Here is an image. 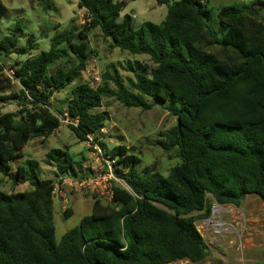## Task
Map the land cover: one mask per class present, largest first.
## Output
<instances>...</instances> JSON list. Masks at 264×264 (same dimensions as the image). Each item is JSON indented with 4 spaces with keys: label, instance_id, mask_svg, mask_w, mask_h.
<instances>
[{
    "label": "trees",
    "instance_id": "trees-1",
    "mask_svg": "<svg viewBox=\"0 0 264 264\" xmlns=\"http://www.w3.org/2000/svg\"><path fill=\"white\" fill-rule=\"evenodd\" d=\"M40 1L47 10L53 7L51 0ZM125 2L78 0L87 24L59 34L48 51L16 62L18 83L0 63V101L14 99L20 107L0 111V174L12 179L16 169L14 181L31 186L0 191V264L195 263L207 257V247L194 213L208 218L214 203L241 206L247 195L264 201V0L219 9L209 0H157L168 8L165 20L138 28L133 14L122 15ZM7 11L0 1V20ZM95 29L113 49L147 56L155 66L148 74L128 63L133 78L126 80L109 66L97 89L79 80L93 53L89 34ZM18 43L16 35L7 36L0 50L17 49L22 56L33 49ZM63 46L74 55V65H60ZM14 84L19 94L12 92ZM67 88L66 115L76 122L69 128L82 142L97 140L104 129L105 118L95 110L105 98L144 110L167 105L177 123L159 145L166 153L175 151L180 164L166 176L140 172L141 160L119 147L111 157L118 159L116 173L132 192L114 188L111 205L95 200L91 214L58 242L56 182L41 178L31 160L14 166L30 141L60 129L52 98ZM48 156L60 181L79 176L70 152L55 149ZM72 216L71 209L64 213L65 219Z\"/></svg>",
    "mask_w": 264,
    "mask_h": 264
},
{
    "label": "rangeland",
    "instance_id": "rangeland-1",
    "mask_svg": "<svg viewBox=\"0 0 264 264\" xmlns=\"http://www.w3.org/2000/svg\"><path fill=\"white\" fill-rule=\"evenodd\" d=\"M8 9L0 20V41L7 36L16 35L18 47L32 46L27 55H18L17 49L10 53L0 50V63L5 64V70H14L16 62H24L29 56H37L51 48L52 41L59 34H67L74 29L80 31L87 24V12L78 6V0H51L53 6L45 9L40 0H0ZM125 2V0H117ZM256 0H209L214 9L224 5L246 6ZM124 14H135L133 26L138 28L145 22L161 24L168 13L166 5H158L157 0H128L125 2ZM92 55L87 69L79 80L91 82L95 75L104 74L109 66L117 68L123 80L133 78L128 71V63L135 64L141 71L150 73L155 66L149 57H131L126 52L113 49L111 42L103 37L99 29L89 34ZM64 47V46H63ZM28 49V48H27ZM63 50L60 65L69 67L76 63L72 53ZM67 54H66V53ZM113 87V85H112ZM12 92L19 94V85L14 84ZM71 88L57 93L53 98L52 110L62 120V126L47 139H34L24 148V157L19 164L31 160L36 163L41 178L54 180L56 191L54 196V218L56 224V239L59 242L63 234L79 225L80 220L93 210L95 200L106 205L112 204L109 192L90 190L84 183L85 178L104 176L109 173L107 161L119 147H124L141 160L138 166L140 172L158 171L168 175L170 170L180 164L175 151L166 153L159 145L163 134L172 129L177 119L168 110L167 105L155 104L152 109L144 110L136 107H125L116 99H104L101 107L95 110L105 118L104 129L97 140L80 141L69 125L66 115L67 100ZM20 107L12 100L0 101V111L10 113L19 111ZM61 112V113H60ZM104 144L105 147H102ZM70 152L76 162L78 177L68 176L66 182L60 181L54 161L48 154L52 150ZM15 170L12 179L0 174V191L18 193L31 189L30 184L17 183ZM113 170L116 180L110 182L112 188L120 187L132 192L124 179ZM162 207V206H160ZM71 209L73 216L64 218V213ZM193 215L199 217V230L203 243L207 247V257L199 262L180 260L171 264H256L264 261V201L257 195H247L241 206L232 204L212 205V214L204 218L201 212Z\"/></svg>",
    "mask_w": 264,
    "mask_h": 264
},
{
    "label": "built area",
    "instance_id": "built-area-1",
    "mask_svg": "<svg viewBox=\"0 0 264 264\" xmlns=\"http://www.w3.org/2000/svg\"><path fill=\"white\" fill-rule=\"evenodd\" d=\"M128 1V0H125ZM133 19H136V15L133 14L132 15ZM5 75L12 80L14 83H18L15 79V74H14V70H5ZM101 80L99 75H95L94 80L89 82L90 86L93 87L94 89H97L98 86L100 85ZM91 141V137H89V141H87L88 143H90ZM118 159L117 158H112L109 157L108 161H107V165H108V169H109V173L104 175V176H96V177H89V178H85L84 183L85 185L91 190L93 191H101L102 193H104L105 191L109 192L110 196L114 197V188L111 187L110 182L116 180V177L113 175V170L117 169L118 163H117ZM66 182V179L63 178L62 179V183ZM57 189H55L56 191Z\"/></svg>",
    "mask_w": 264,
    "mask_h": 264
},
{
    "label": "crops",
    "instance_id": "crops-1",
    "mask_svg": "<svg viewBox=\"0 0 264 264\" xmlns=\"http://www.w3.org/2000/svg\"><path fill=\"white\" fill-rule=\"evenodd\" d=\"M122 15H124V12L122 13ZM67 232V231H66Z\"/></svg>",
    "mask_w": 264,
    "mask_h": 264
}]
</instances>
